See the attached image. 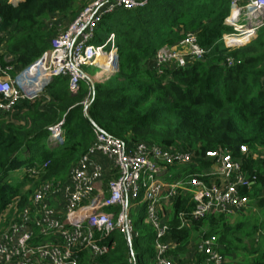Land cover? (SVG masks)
Listing matches in <instances>:
<instances>
[{
	"label": "trees",
	"instance_id": "1",
	"mask_svg": "<svg viewBox=\"0 0 264 264\" xmlns=\"http://www.w3.org/2000/svg\"><path fill=\"white\" fill-rule=\"evenodd\" d=\"M85 5L86 0H22L16 4L0 0V53L8 57L12 73L49 50L57 32L46 23L51 16L57 15L60 21L69 18L70 23ZM229 12L227 0H148L143 7L107 13L92 43L101 44L109 34L115 35L118 68L113 76L94 83L92 95L83 82L71 93L68 79L55 77L38 97L0 114V216L9 215L7 221H0V234L18 222V214L36 187H31L26 175L18 181L11 173L49 161L42 181H64L94 142L90 121L128 147L143 144L185 152L194 162L205 151H225L242 160L247 177L256 178L255 187L262 185L264 29L253 43L227 50L221 34L228 30L223 22ZM188 33H194L205 50L202 59L184 67L171 65L158 75L154 68L158 49L179 51L178 44ZM228 58L232 59L230 66ZM0 63L7 65L3 57ZM88 97L86 115L82 102ZM60 121L62 139L52 145L48 128ZM240 146L247 149L245 155L239 154ZM250 196L254 201L245 217L231 221L224 215H210L192 219L190 229L178 230L176 214L194 208L187 195L179 194L168 207V239L184 250L191 236L206 230L216 237L224 264H264V239L255 241L259 231L264 233V220L259 216L264 212V191L258 188ZM133 227L137 234L132 239L135 264H155L152 227L143 217ZM114 236L118 252L115 248L96 260L83 253L78 264H131L125 239Z\"/></svg>",
	"mask_w": 264,
	"mask_h": 264
},
{
	"label": "built area",
	"instance_id": "2",
	"mask_svg": "<svg viewBox=\"0 0 264 264\" xmlns=\"http://www.w3.org/2000/svg\"><path fill=\"white\" fill-rule=\"evenodd\" d=\"M227 1L230 12L223 24L228 30L221 34L224 48L233 50L253 43L264 29V0ZM147 2L86 0L66 29L57 30L49 50L15 73L8 57L0 53L7 64L0 63V114L38 97L55 77L67 78L71 93L83 82L92 95L94 83L108 80L118 68L113 33L101 44L92 43L102 17L119 8L143 7ZM57 20L53 15L47 25L56 26ZM178 47L179 51L158 49L154 59L158 75L171 65L184 67L205 54L194 33H188ZM227 65H232V59H227ZM85 67L97 72L91 77ZM90 99L82 102L85 109ZM62 124L60 121L48 128L50 144L61 142ZM92 131L93 144L64 181H42L49 161L25 168L31 187H36L31 201L18 214V222L10 223L0 234V264H78L83 253L96 260L115 248L114 235H121L132 248L137 235L132 208L139 209L140 217L154 231L155 264H178L179 260L186 261L182 264H224L216 237L207 235L206 230L191 236L184 250L168 239V207L179 194L193 201L191 211L176 214L178 230L190 229L192 219L210 215H246L254 201L250 194L258 188L264 191V182L255 187L256 178L247 177L242 160L225 151H205L194 162L189 153L143 144L128 147L99 127H92ZM246 151L239 147V154ZM244 188L246 193H242ZM8 216L1 215L0 221H7ZM261 237L264 239V233L259 231L255 241ZM129 255V262L135 264L134 254Z\"/></svg>",
	"mask_w": 264,
	"mask_h": 264
},
{
	"label": "rangeland",
	"instance_id": "3",
	"mask_svg": "<svg viewBox=\"0 0 264 264\" xmlns=\"http://www.w3.org/2000/svg\"><path fill=\"white\" fill-rule=\"evenodd\" d=\"M20 1H22V0H19V2ZM9 2H12L13 4L14 3H17V1L16 0H9ZM50 19V18H49ZM49 19L47 20V24L49 23ZM69 18L67 19H65V21H60V19H59V17H58V20L55 22L56 24V26H54V24L52 25V26H50V27H55L57 30L58 29H62V30H65L66 29V25L68 24L67 22H69ZM83 70L85 71V72H87L91 77H93L94 75H95V73L97 72V69L96 68H92V67H85V68H83ZM63 122V121H62ZM23 174L25 175V169H20L19 171H16V172H14V173H11V176L13 177V176H16L17 177V179H18V181H20V180H22V178H23ZM45 182V181H44ZM17 183V182H16ZM256 208H254V210H255ZM130 214H131V217L133 218V220L135 221V220H137L138 218H140V213H139V209L138 208H132V209H130ZM240 215H241V213H237V214H233V215H227V217H229L230 218V220L231 221H234V220H236V219H238V218H241L240 217ZM248 214H246V215H244V217L245 216H247ZM256 215H258V213H257V210H256ZM259 216H260V220L263 218V220H264V212H260L259 213ZM116 238L118 237L117 235L115 236ZM115 242H116V239H115ZM257 242V241H256ZM118 245H119V243H118ZM117 245V242H116V244H115V248H116V252H118L119 251V246ZM126 245H127V247H128V244L126 243ZM114 248V249H115ZM113 249V250H114ZM112 250V251H113Z\"/></svg>",
	"mask_w": 264,
	"mask_h": 264
},
{
	"label": "water",
	"instance_id": "4",
	"mask_svg": "<svg viewBox=\"0 0 264 264\" xmlns=\"http://www.w3.org/2000/svg\"><path fill=\"white\" fill-rule=\"evenodd\" d=\"M85 114L87 115V111H86V109H85ZM90 123H91L92 127L98 128L97 125L94 124L92 121H90ZM129 250H130V252L132 253V249H131V245H130V244H129Z\"/></svg>",
	"mask_w": 264,
	"mask_h": 264
},
{
	"label": "crops",
	"instance_id": "5",
	"mask_svg": "<svg viewBox=\"0 0 264 264\" xmlns=\"http://www.w3.org/2000/svg\"><path fill=\"white\" fill-rule=\"evenodd\" d=\"M16 1L19 2V0H16ZM12 4H13V3H12ZM14 4H16V3H14ZM67 23H69V22H67ZM66 26H67V25H66ZM248 214H249V213H248ZM224 216H227V215H224ZM241 216H244V215H240V217H241ZM197 233H198V232H197ZM197 233H196V234H197ZM257 234H258V233H257ZM193 237H195V235H193L192 238H193ZM255 238H256V237H255ZM131 249H132V248H131ZM128 251H129V254H130L129 245H128ZM132 253H133V251H132ZM107 254H108V253H107Z\"/></svg>",
	"mask_w": 264,
	"mask_h": 264
},
{
	"label": "bare ground",
	"instance_id": "6",
	"mask_svg": "<svg viewBox=\"0 0 264 264\" xmlns=\"http://www.w3.org/2000/svg\"><path fill=\"white\" fill-rule=\"evenodd\" d=\"M105 60H108V58H105Z\"/></svg>",
	"mask_w": 264,
	"mask_h": 264
}]
</instances>
